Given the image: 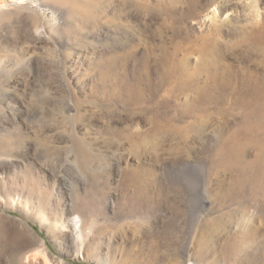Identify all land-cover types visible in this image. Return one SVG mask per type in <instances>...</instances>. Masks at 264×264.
<instances>
[{
	"label": "rangeland",
	"instance_id": "rangeland-1",
	"mask_svg": "<svg viewBox=\"0 0 264 264\" xmlns=\"http://www.w3.org/2000/svg\"><path fill=\"white\" fill-rule=\"evenodd\" d=\"M36 3L49 25L33 11L0 18V264H17L20 253L37 250L36 237L53 264H176V245L166 234L170 212L128 216L126 187L137 178L154 181L162 196L178 202L169 173L187 162L204 171L213 208L205 223L220 213L224 224L233 220L217 198L227 195L234 175L214 167V153L235 127L236 118L222 111L234 96L214 90L212 78L222 64L264 77V54L239 42L252 24L264 22V0ZM209 10L215 18L202 22ZM216 28L215 63L203 66L196 49ZM165 48H178V59L188 55L187 82L164 80ZM184 114L200 116V128L184 138L154 133L155 119ZM71 202L98 222L99 234L80 253L44 221ZM232 230L206 242L203 252L191 248L190 256L209 251L194 262L251 264L224 246Z\"/></svg>",
	"mask_w": 264,
	"mask_h": 264
},
{
	"label": "bare ground",
	"instance_id": "bare-ground-1",
	"mask_svg": "<svg viewBox=\"0 0 264 264\" xmlns=\"http://www.w3.org/2000/svg\"><path fill=\"white\" fill-rule=\"evenodd\" d=\"M36 1L0 0V18L7 17L11 14L10 12L15 14V12L33 11L38 14L40 5ZM215 16V11L209 10L203 17L202 22L213 20ZM37 20L42 25H49L39 14ZM246 31L240 37L239 42L264 54V22L254 23ZM217 35L218 31L200 38L201 43L196 50L199 54V61L203 66L215 63L214 57L217 56L218 52L217 39L215 38ZM195 43L197 44V42ZM177 51L178 48L173 52L167 51L166 48L161 51L160 64L164 70L163 78L168 81L171 76H177L179 80L185 83L188 80L186 70L189 57L186 53H183L182 58L178 59L176 56ZM168 68L175 70V72L168 74ZM212 80L215 82L214 86L216 88L214 90L223 88L225 92L228 91L227 93L234 96L233 105L224 108L222 111L229 113L225 114L226 116L230 115L236 118L235 127L226 141V146L214 153L216 157L214 167L223 168L234 175L232 183L226 189L227 195L217 198L219 208L221 210L230 209L234 217L233 220L229 219V223L224 224L220 213L217 216L218 221L211 218L209 223H205L209 216L208 213L213 208L211 209V205H208L204 171L194 170L187 162L177 163L178 165L173 166L169 173L172 179L170 183L174 185L173 187H175L174 189L178 194V202L170 201L162 196L154 181L137 178L126 187L128 190L129 187L131 188L126 192L129 196L127 197L129 203L128 205L125 204L128 206V216L138 219H143V217L154 218L158 212L166 208L171 214V223L166 234L169 240L174 243L173 245H176L174 252V256L177 258L175 260H178L176 264H197L194 262L193 256L204 260L209 251L207 254L204 252L205 254L195 255L194 253L190 256L191 248L195 249V246L197 248L196 253L202 251L198 249H203L206 242L213 240L214 243L222 240L223 236L226 235L225 233H229L228 229H233L232 234L227 235V239H225L224 246L229 249L228 253L231 251L235 255H243L245 261L250 260L251 264H264V77L257 76L251 70L232 69L229 65L222 64L216 70ZM154 121L153 131L155 134L170 133L180 135L183 138L187 135V132L199 129V126H201L200 116L196 117L194 114L177 115L155 119ZM137 136L135 138L140 141L141 136ZM221 183L223 184L222 181ZM221 183H217L219 186L218 191L223 189ZM197 184L200 185V192H195L192 189V186ZM28 193L33 195L36 190H29ZM217 195L215 196L217 197ZM44 221L50 223L58 234L65 236L70 241L71 246L79 253L85 247H88L99 234L97 230L98 222L93 214L81 213L73 202L68 203V207L65 205L61 211L55 213L52 217L45 214ZM39 226L42 225L39 224ZM36 238L38 249L20 253L17 257V264L37 263L38 260L42 264H53V256L49 252L45 241ZM240 246L243 247L238 249L237 247ZM245 248L255 249L256 251L247 253Z\"/></svg>",
	"mask_w": 264,
	"mask_h": 264
}]
</instances>
